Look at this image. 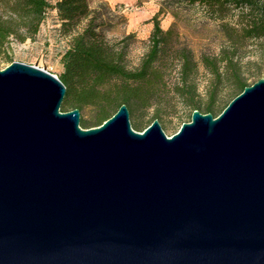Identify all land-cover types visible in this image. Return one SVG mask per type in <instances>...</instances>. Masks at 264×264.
Listing matches in <instances>:
<instances>
[{"label":"water","instance_id":"water-1","mask_svg":"<svg viewBox=\"0 0 264 264\" xmlns=\"http://www.w3.org/2000/svg\"><path fill=\"white\" fill-rule=\"evenodd\" d=\"M66 85L0 69V264H264V77L169 137L83 128Z\"/></svg>","mask_w":264,"mask_h":264},{"label":"trees","instance_id":"trees-1","mask_svg":"<svg viewBox=\"0 0 264 264\" xmlns=\"http://www.w3.org/2000/svg\"><path fill=\"white\" fill-rule=\"evenodd\" d=\"M174 1L200 6L207 18L218 22L227 41L217 57H202L211 74L207 113H212L223 83L230 82L239 94L249 85L237 50L248 41L264 40V0ZM53 10L60 20V31L72 36L62 55L64 70L60 79L66 85L62 110L94 108L92 124L82 121L86 128L102 124L122 104L128 106L130 113L153 106L155 97L166 88L162 64L170 51L180 62L181 82L176 91L190 107L197 109L198 89L193 79L197 65L193 52L176 45L179 34L175 26L163 29L159 13L153 17L149 50L138 67L129 68L128 43L124 39L126 43L121 46L106 37V31L113 27V15L104 0L95 8L90 0H0V54L13 62L9 54L11 42L34 39L47 13Z\"/></svg>","mask_w":264,"mask_h":264},{"label":"rangeland","instance_id":"rangeland-1","mask_svg":"<svg viewBox=\"0 0 264 264\" xmlns=\"http://www.w3.org/2000/svg\"><path fill=\"white\" fill-rule=\"evenodd\" d=\"M112 10L113 27L106 31V37L111 43L121 46L128 43L126 64L129 68L140 65L151 44V34L154 29L153 17L159 13V22L163 29L175 26L179 34L178 47L192 50L196 61V72L193 79L197 84L198 96L196 108L207 113L210 102L208 90L211 74L205 68L202 57L208 55L217 57L226 46L217 21L207 18L198 5L177 3L174 0H104ZM92 7H97L100 0H90ZM61 23L55 10L47 13L39 33L34 39L24 42L13 40L9 54L13 61H20L46 69L60 77L63 73L62 55L70 46L71 35H63ZM80 26L79 28H81ZM125 39L126 42H123ZM243 69V76L251 85L257 78L264 77V40L248 41L237 50ZM5 54H0V69L8 66ZM166 88L155 97L153 106L140 108L131 113L132 127L143 132L154 119H159L165 133L172 137L184 122L192 119L193 108L181 97L176 87L181 82L180 62L170 51L163 61ZM231 83L226 81L219 87L217 102L212 113L220 115L227 105L238 95ZM82 121L92 124L94 108L81 110ZM93 127V126H92Z\"/></svg>","mask_w":264,"mask_h":264}]
</instances>
